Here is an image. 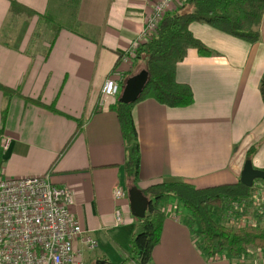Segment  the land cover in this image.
Returning <instances> with one entry per match:
<instances>
[{"label":"crops","instance_id":"obj_1","mask_svg":"<svg viewBox=\"0 0 264 264\" xmlns=\"http://www.w3.org/2000/svg\"><path fill=\"white\" fill-rule=\"evenodd\" d=\"M11 1L32 14H15ZM153 2L79 0L73 15L64 10L69 27L60 24L59 0H0V84L13 91L7 98L0 90V137L11 139L0 154V179L48 175L70 189L75 217L97 241L91 256L111 264H126L139 222L127 197L123 167L131 142L123 140L113 109L118 98L102 97L100 90L117 61L125 78L144 68L141 59L122 54L139 36ZM189 30L213 52L201 56L188 48L176 66V81L191 87L194 102L170 108L147 98L131 108L141 190L170 180L197 188L235 183L253 146L251 163L264 168V14L254 44L206 23L192 22ZM118 184L126 194L116 201L112 190ZM160 207L171 213L150 264H264V251L255 248L244 259H205L184 219L172 214L167 201Z\"/></svg>","mask_w":264,"mask_h":264},{"label":"trees","instance_id":"obj_2","mask_svg":"<svg viewBox=\"0 0 264 264\" xmlns=\"http://www.w3.org/2000/svg\"><path fill=\"white\" fill-rule=\"evenodd\" d=\"M59 1L70 8L71 15L79 2ZM10 7L15 14H32L28 8L15 1H11ZM263 14L264 0H184L165 13L149 39L139 45L135 57L144 62L143 69L148 73L147 83L135 102L125 104L117 99L113 105L123 140L125 143L131 142L123 167L128 187L137 185L140 165V148L131 114L132 106L147 98L170 108L190 106L194 102L193 91L188 84L176 81V66L183 60L188 48H195L201 56L213 54L203 42L194 37L189 30V24L206 23L223 33L254 44L260 37L259 26ZM50 20L53 21L52 18ZM118 64L119 61L115 66ZM0 90L7 98L13 94L12 90L1 84ZM259 92L264 103V72L259 80ZM80 128L78 123L75 134L67 141L63 150ZM256 149V146L249 149L246 159H250ZM259 182L264 180H255L254 184ZM252 191L253 186L247 187L240 181L204 188H197L181 180L161 181L146 186L142 193L149 203L145 216L137 219L139 229L131 237L128 259L134 264H150L151 252L159 243L163 222L171 213L160 207L168 200L174 201L188 213L183 222L192 232L195 246L205 259L219 254H224L230 259H244L248 256L249 248L264 251V228L258 225L261 217L255 211L252 214L256 218V224H244L239 227L219 223L210 211L212 206L232 217L242 216L246 210H236L233 207L243 203L251 206ZM177 212L178 210H175L172 214L176 216ZM102 260L104 264H111L106 259L99 258L96 261L102 264Z\"/></svg>","mask_w":264,"mask_h":264},{"label":"built area","instance_id":"obj_3","mask_svg":"<svg viewBox=\"0 0 264 264\" xmlns=\"http://www.w3.org/2000/svg\"><path fill=\"white\" fill-rule=\"evenodd\" d=\"M183 1L154 0L139 36L121 56L124 59L134 57L139 45L149 39L165 13ZM124 82L125 73L117 65L102 84V97L118 98ZM10 140L6 135L0 137V154L9 149ZM261 190H255L250 200L253 211L263 217L264 190ZM125 194L126 189L121 184L112 190L116 201L123 199ZM74 201L73 192L54 185L48 175L1 178L0 264H86L84 255L95 250L97 241L83 232L72 211ZM233 208L246 210L238 221L256 224V218L248 212L250 206L243 203ZM114 218L116 224L122 223L120 209H115ZM79 240L80 246L76 247ZM218 257L220 255H215L212 259Z\"/></svg>","mask_w":264,"mask_h":264},{"label":"water","instance_id":"obj_4","mask_svg":"<svg viewBox=\"0 0 264 264\" xmlns=\"http://www.w3.org/2000/svg\"><path fill=\"white\" fill-rule=\"evenodd\" d=\"M148 80V73L145 69L129 76L122 87L118 101L129 104L135 102L141 95ZM255 180H264V169L253 167L251 160L247 159L243 165L239 181L247 186L252 187ZM127 197L130 211L133 216L143 218L145 216L149 200L137 186L127 188ZM96 261L95 264H100Z\"/></svg>","mask_w":264,"mask_h":264},{"label":"rangeland","instance_id":"obj_5","mask_svg":"<svg viewBox=\"0 0 264 264\" xmlns=\"http://www.w3.org/2000/svg\"><path fill=\"white\" fill-rule=\"evenodd\" d=\"M60 4H62V3H60ZM63 5V7L61 8V13H60V15H59V19L63 22V23H60V24H67V26H71V25H69V19H67V20H65V14H64V10H66V13H68V10H67V8L69 9V12H71V10H70V8L67 6V5H65V4H62ZM59 22V21H58ZM72 27V26H71ZM74 29H76V27H73ZM49 32H51V31H49ZM140 70H143V69H140ZM139 70V71H140ZM257 189H262V190H264V182H259V183H256L255 184V187L253 188V191H252V194L254 193V191L255 190H257ZM261 190V192H263ZM258 196V195H257ZM167 204H169V205H171V207H172V210L173 211H175V209L176 210H178V216L182 219V218H187V216H188V214L186 215H182V208L180 207V205H177L175 202H173V201H167ZM210 211H211V214L213 215V218L214 219H216L219 223H222V224H226V225H228V226H231V227H239V226H242V225H244V224H248L249 223V221H246L244 224H243V221H241V220H239L238 221V218L239 217H232V216H230L228 213H226V212H221V211H219V208H217V207H210ZM252 211H253V209L251 208V206H250V208H249V214L250 215H252ZM187 213V212H186ZM253 216V215H252ZM254 218V217H253ZM255 219V218H254ZM261 219V221L258 223V225L260 226V227H263L264 228V216L263 217H261L260 218ZM255 223H256V220H255ZM92 251L91 252H87L85 255H84V258L85 257H88V259L86 260V258H85V261H86V264H94V262H95V260L96 259H94L93 258V256H91L92 255ZM128 262L129 263H131L130 262V260L128 259ZM126 264H127V262H126Z\"/></svg>","mask_w":264,"mask_h":264}]
</instances>
